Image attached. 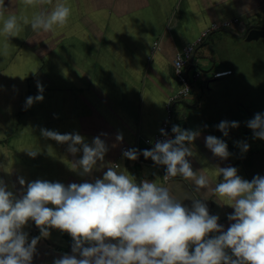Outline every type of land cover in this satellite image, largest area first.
Here are the masks:
<instances>
[{
  "label": "crops",
  "instance_id": "1",
  "mask_svg": "<svg viewBox=\"0 0 264 264\" xmlns=\"http://www.w3.org/2000/svg\"><path fill=\"white\" fill-rule=\"evenodd\" d=\"M58 2L71 10L66 25L33 31L32 18L50 12ZM0 11V179L8 190L20 196L24 191L20 177L26 183L37 179L65 186L94 183L110 165L137 182L167 187L177 199H206L209 213L218 215V223L227 230L231 223L227 216L234 209L226 199L207 189L196 192L193 182L179 175L164 183L160 169L165 166L145 159L142 151L161 128L166 102L179 88L173 70L176 54L211 25L236 20L212 32L196 49L193 65L201 72L200 81L188 98L172 104V127L200 132L188 159L194 171L209 177L210 187L222 179L217 165L235 167L249 181L264 176V140L254 138L247 127L256 113H264V101L256 106L249 98L255 87L248 79L255 73L245 70L254 61L248 45L264 41V0H34L31 5L2 0ZM10 16L17 18L20 29L15 37L2 31ZM251 31L257 36L248 39ZM219 69L232 74L211 78ZM37 82L43 85L44 99L26 108V98L38 94ZM221 121H236L239 127L224 136L217 128ZM41 129L79 133L89 145L99 136L108 147L105 166L98 162L90 175H80L75 162L82 150L69 153L68 144L44 138ZM117 134H122V141L116 140ZM208 135L227 143L231 153L227 160L206 148ZM237 142H246L248 151L242 152ZM123 147H137L138 159L125 158ZM27 151L38 154L33 158ZM183 203L192 205L190 199ZM23 231L29 242L40 235L32 221ZM72 243L70 235L51 229L50 236L38 242L32 264H53L71 255Z\"/></svg>",
  "mask_w": 264,
  "mask_h": 264
},
{
  "label": "clouds",
  "instance_id": "2",
  "mask_svg": "<svg viewBox=\"0 0 264 264\" xmlns=\"http://www.w3.org/2000/svg\"><path fill=\"white\" fill-rule=\"evenodd\" d=\"M25 3L31 5L34 0ZM70 12L68 6L58 2L50 12L34 16L31 28L49 32L54 26L63 27ZM24 23L29 21L25 19ZM19 30L15 16L4 21L2 31L6 36L15 37ZM37 89L35 97L26 98V108L43 101L44 88L39 82ZM237 127L236 121L217 125L224 136ZM247 127L254 138L264 140V113H256ZM171 131L174 138L155 142L142 155L165 166V181L179 175L191 180L196 192L207 189L226 199V205L234 209L227 216L231 222L227 230L218 223V215L209 213L203 202L206 199L186 197L184 200L192 201L188 207L167 187L148 180L137 182L134 176L110 165L103 178L94 183L65 186L39 179L26 183L20 177L24 191L19 197L0 179V264H32L38 242L48 238L51 229L67 233L73 241L72 254L55 259L53 264H264V176L256 175L249 181L238 175L237 168L217 165L216 172L222 179L212 188L209 177L202 170L194 171L188 159L193 156L191 145L200 132L178 125ZM160 132L168 137L164 129ZM41 135L68 144L67 151L73 155L82 150V157L75 162L80 175H90L98 162L105 166L108 147L99 136L89 145L79 133L41 129ZM116 140L122 141V134H117ZM205 146L221 160L231 155L227 143L216 136H206ZM237 146L242 152L249 149L246 142H237ZM27 153L33 158L38 154ZM139 154L134 148L123 152L133 161ZM29 221L40 233L30 242L23 231Z\"/></svg>",
  "mask_w": 264,
  "mask_h": 264
},
{
  "label": "built area",
  "instance_id": "3",
  "mask_svg": "<svg viewBox=\"0 0 264 264\" xmlns=\"http://www.w3.org/2000/svg\"><path fill=\"white\" fill-rule=\"evenodd\" d=\"M236 20L233 21H225L222 24H213L211 25L210 28L204 30L200 37L194 41L192 44L187 45L183 47L177 54L173 63V70H174V76L176 81L179 84V88L177 92L171 96L168 101L166 102L165 108H166V118L164 122L161 125L160 129H164L168 133V137H165L161 135L160 129L159 131L155 134L154 138L150 143H148V149H151L155 142L157 141H162L167 138H174L172 134V104L188 98L192 94V90L194 87V84L196 80H199L201 76V72L198 68L194 67L193 65V55L198 48L199 45L203 43L207 37L215 31H218L222 28H227L230 27L233 23H236ZM159 48V43L155 42L153 45L154 51L158 50ZM232 74V71L230 69H219L213 71L210 76L213 79H220L223 77L230 76ZM191 75V77H190ZM187 88V89H186ZM137 149V147H123L122 149V154L124 151L129 150V149ZM138 150V149H137ZM161 172V178L164 183H167L174 179V177L170 178L169 180L165 181L163 179V176L165 175V169H160Z\"/></svg>",
  "mask_w": 264,
  "mask_h": 264
},
{
  "label": "rangeland",
  "instance_id": "4",
  "mask_svg": "<svg viewBox=\"0 0 264 264\" xmlns=\"http://www.w3.org/2000/svg\"><path fill=\"white\" fill-rule=\"evenodd\" d=\"M248 51L254 52V61L248 62L245 66V70H253L254 71V78L249 77L248 82L251 86L255 87L251 93H249V98L252 100L253 103L257 106L259 103L264 101V41L256 40L253 44L248 45ZM204 75H202L203 77ZM191 77V75H190ZM200 80H196V83ZM262 82V83H261ZM196 85H194V88ZM236 96V95H235ZM234 96V97H235ZM242 95L240 94L238 97L239 102L241 101L239 98ZM257 112V111H256Z\"/></svg>",
  "mask_w": 264,
  "mask_h": 264
},
{
  "label": "water",
  "instance_id": "5",
  "mask_svg": "<svg viewBox=\"0 0 264 264\" xmlns=\"http://www.w3.org/2000/svg\"><path fill=\"white\" fill-rule=\"evenodd\" d=\"M256 36H257L256 32L251 31V32L248 34L247 38H248V39H253V38H255Z\"/></svg>",
  "mask_w": 264,
  "mask_h": 264
},
{
  "label": "bare ground",
  "instance_id": "6",
  "mask_svg": "<svg viewBox=\"0 0 264 264\" xmlns=\"http://www.w3.org/2000/svg\"><path fill=\"white\" fill-rule=\"evenodd\" d=\"M197 94V93H196ZM195 105V104H194Z\"/></svg>",
  "mask_w": 264,
  "mask_h": 264
}]
</instances>
